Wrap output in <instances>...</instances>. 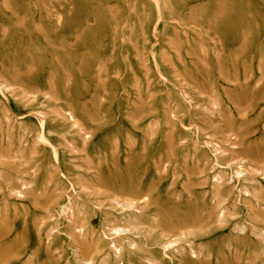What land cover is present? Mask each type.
Returning <instances> with one entry per match:
<instances>
[{
    "label": "rangeland",
    "instance_id": "obj_1",
    "mask_svg": "<svg viewBox=\"0 0 264 264\" xmlns=\"http://www.w3.org/2000/svg\"><path fill=\"white\" fill-rule=\"evenodd\" d=\"M0 264H264V0H0Z\"/></svg>",
    "mask_w": 264,
    "mask_h": 264
},
{
    "label": "bare ground",
    "instance_id": "obj_2",
    "mask_svg": "<svg viewBox=\"0 0 264 264\" xmlns=\"http://www.w3.org/2000/svg\"><path fill=\"white\" fill-rule=\"evenodd\" d=\"M39 117V116H38ZM236 147V146H235ZM12 193V192H11ZM19 193V192H18ZM135 209V208H134Z\"/></svg>",
    "mask_w": 264,
    "mask_h": 264
}]
</instances>
